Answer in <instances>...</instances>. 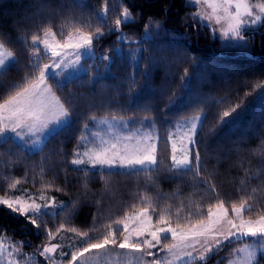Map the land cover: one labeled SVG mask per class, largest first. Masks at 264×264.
<instances>
[{"label":"trees","instance_id":"obj_1","mask_svg":"<svg viewBox=\"0 0 264 264\" xmlns=\"http://www.w3.org/2000/svg\"><path fill=\"white\" fill-rule=\"evenodd\" d=\"M105 7L107 27L94 42L95 61L85 59L87 71L64 84L57 78L48 81L72 112L70 126L46 139L42 151H29L11 139L0 143V197H55L66 207L55 208L54 217L44 216L46 227L55 232L64 223L94 238L126 210L136 211L132 205L142 207L141 196L151 199L157 213L161 209L175 213L180 208L181 216L195 213L196 205L206 206L217 197L228 206L242 196H252V211L245 215L256 218L264 213V20L243 32L248 46L241 48L225 46L209 27L197 23L193 13H199V7L188 0H0V42L15 57L0 72V98L22 84L32 68L30 60L38 58L31 47L33 35L43 37L42 29L49 26L61 41L81 25H90L83 30L94 32L105 23L99 15ZM125 8L132 20L116 31L115 20L122 18ZM156 22L159 28L154 27ZM146 23L153 25L147 37ZM122 34L132 42L118 41ZM104 54L112 55L109 63L100 59ZM39 57L41 66L50 63L43 52ZM236 103L241 107L231 122L213 127L217 116ZM200 114L205 117L196 136L200 177L190 172L176 175L169 170L170 132L180 120ZM93 115L131 118L135 121L131 127L154 130L158 136L154 171L122 174L123 170L115 169L108 174L96 168L85 175L75 170L73 150L83 125L88 123L89 129L94 125L89 119ZM202 181L214 185L215 193ZM49 183L51 188L44 187ZM94 227L98 231H92ZM0 235L3 243L17 246L16 264H67L70 255L59 262L40 255L45 244L60 237L75 239L73 247H65L68 253L83 246L80 237L67 230L48 241L44 226L37 229L3 205ZM249 241H234L208 255L203 264H228L235 250ZM99 253L110 255L109 264H139V253L118 247L85 255ZM165 254L159 252L160 257ZM81 260L75 264H88L85 256ZM0 264L11 263L0 258ZM255 264H264V253Z\"/></svg>","mask_w":264,"mask_h":264},{"label":"snow or ice","instance_id":"obj_2","mask_svg":"<svg viewBox=\"0 0 264 264\" xmlns=\"http://www.w3.org/2000/svg\"><path fill=\"white\" fill-rule=\"evenodd\" d=\"M201 3L207 5L211 12L206 18L200 13H193V19L197 23L209 27L214 37L217 29L212 27L211 22L214 20L216 25H220V38L225 42V46L246 48L248 42L243 32L261 20L260 15L254 14L253 7L258 8L260 13H264V3L254 6L249 3V0H191L193 5ZM106 12L107 8L105 7L104 12L99 14L100 19L105 23L98 25L94 32L83 30L84 27L90 28V25H81L74 29L77 34L75 37L69 32L68 37L61 41L56 39V33L49 26L42 29L43 37L32 36L31 47L38 58L34 62L30 60L32 68L22 84L14 86L6 96L0 98V143H6L11 139L13 142L25 146L31 145L29 151L33 148L42 151L41 145L46 139L70 126L72 112L52 91L48 81L62 75V72H57L55 69L75 67L80 64L84 56L95 57L93 45L104 35L102 28L107 27ZM249 17L252 19H247ZM131 20L129 10L125 8L122 18L115 20V30L119 31L122 23H128ZM151 26H153L151 23L145 24L146 37L149 35L148 30ZM154 27L159 28V23L156 22ZM49 36L52 37L51 42ZM118 41L132 42L123 34L118 36ZM0 50H2L0 51V72H2L7 66L6 62L14 63L15 57L11 51L5 48L3 42H0ZM41 52L50 60V63L40 65L39 54ZM100 59L109 60L110 58L104 54ZM186 76L187 69H185ZM185 77H181V79L183 80ZM134 85L135 81L133 80V87ZM255 87H262V85L257 84ZM240 107L241 103H236L234 106H230L229 110L223 111L221 115L217 116L216 124L213 127L230 123L234 118L233 114L237 113ZM204 118L196 117L201 125ZM89 119L97 125L105 124L109 129L115 127L112 121H115L117 125L127 127L124 118H118L116 115H112L111 121L107 117L97 121L95 115ZM131 122L135 123L134 120ZM196 128L197 125L193 123L185 132L184 137H181L179 148L177 143L172 141V163L169 170L176 175L190 172L195 177H200V153ZM89 135L93 139L89 140ZM185 137L187 145L183 144ZM169 139L172 140V137ZM81 148L84 149L83 152H81ZM178 153L180 154L179 158ZM157 163V144L152 142L150 135L140 133L139 130L133 133L129 129L127 135L117 134L112 140H105L99 138L98 133L90 132L88 123L83 125V131L77 138V148L73 150V159L71 160V164L76 166L75 170L83 171L85 175L90 169L96 168L101 173L107 171L108 174H112L113 170L120 169L123 170L122 174H138L154 171L152 166ZM101 179H104L103 175ZM202 182L215 193L214 185H208L207 181ZM18 183L19 181H16V184ZM9 187L14 188L15 184H10ZM44 187L51 188L52 185L49 183ZM57 191H62V189H57ZM255 191L254 189L253 192ZM252 198V196H242L239 201H233L226 206V202L217 197L213 203H208L206 206L196 205L195 213L189 212L187 215L181 216L180 208L175 213H171L167 209H161L157 213L151 199L141 196L142 207L132 205L131 208L137 209L136 211L126 210L122 217L111 221L106 226L107 230L95 238L90 236L87 231L68 228L64 223H61L55 232L46 227L43 217L46 215L55 216V212L50 209L60 208L63 210L66 207L56 201L55 197L48 198L43 194L36 199L32 197L25 199L20 196L14 199L0 197V205L5 206L14 214L24 216L25 220L37 229L44 226L48 241L54 239L61 230L76 233L83 246L71 253H60L61 257L70 255L67 264H75L86 253L93 250H104L110 246L127 249L131 253H139L140 255L137 257L139 264H177V261L180 264H195L197 261L203 264L208 254H214L220 248L230 245L234 241H243L245 238H252V243H244L243 247L236 249L235 252L245 253L244 264H254L257 251L264 250V213L259 214L256 218L245 215L252 211L253 206L249 204V200ZM37 199L42 203H37ZM173 216H175V223H173ZM113 224L116 225L115 228L112 227ZM92 231H98V229L94 227ZM13 247L18 250L17 246ZM60 247L59 244H45L40 255L50 259L51 254L56 253ZM153 249H157V252H153ZM5 250L3 242L0 241V253ZM159 252H165L167 255L160 257ZM194 252L198 254L194 255ZM145 256L152 257V259L145 261ZM52 264H56V262L52 261ZM229 264L232 262L230 261Z\"/></svg>","mask_w":264,"mask_h":264},{"label":"rangeland","instance_id":"obj_3","mask_svg":"<svg viewBox=\"0 0 264 264\" xmlns=\"http://www.w3.org/2000/svg\"><path fill=\"white\" fill-rule=\"evenodd\" d=\"M188 1L191 3V0H188ZM249 3L255 6L257 4L264 3V0H249ZM196 6L199 7V13L202 16H204L205 18L211 12V9H209L207 7V5H205L203 3H201L199 5H196ZM253 12H254L255 15H260L261 16V20L257 21L255 25H252L248 29H251V28H254V27L258 26L264 20V13H260L258 8L253 7ZM247 19L251 20L252 18L249 17ZM211 23H212V27L217 29L216 34L220 38L221 34L219 32V28L221 26L220 25H216L214 23V20ZM72 35L75 37L77 34L74 33ZM49 40L51 42V40H52L51 36H49ZM118 49L120 51H116V53L119 54L121 52V49L120 48H118ZM107 55L110 58L109 60H107V62L109 63L111 61L112 55L111 54H107ZM87 58H90V57H88V56L82 57L80 64L76 65L75 67H71L70 66L68 68L55 69V71H57V72H62V75H60V76H58L56 78L59 80L60 83L64 84V83H66V82H68V81L80 76L81 74L86 72L87 69L89 68L88 66H86L84 64V60L87 59ZM92 61L93 62L95 61V57L91 58L90 63ZM196 117H204V115L200 114V115H197V116H194V117H191V118L182 119V120L179 121L177 126L170 132V137H172V140H170L171 143L174 140L177 143V147L179 148L180 144H181V137H184L185 132H187V130L192 126L193 123H195L197 125L196 133L198 134V131H199L200 127H201V123H200V121H198L196 119ZM103 118H105V117H103ZM100 119L101 118L97 119V121H99ZM107 119L109 121H111V118L107 117ZM131 121H132V119H124V122H127V127H123L122 125H117L115 121H112V124L115 125V127L112 128V129H109L108 126L105 125V124H99V125L94 124L92 127H90L89 130H91V132L98 133V137L99 138H103V139H113L114 136L117 135V134H119V135H127L129 129H131L133 133H135L136 130H139L140 133H143V134H146V135H150L152 137V142H154V143H156L158 145V136H157V134H156V132L154 130L143 128V127H131V124H130ZM102 132H107L109 134L108 135H102L101 134ZM91 139H93V137L91 135H89V140H91ZM97 142H98V140H97ZM183 144L187 145L186 137L183 139ZM89 146H91V145H89ZM26 148H28V147H26ZM32 150L35 151V148H33ZM83 151H84V149L82 148L81 152H83ZM177 155H178V158H179L180 154L178 153ZM80 167H85V166H80ZM28 197H22V198L27 199ZM30 197H32L33 199H36L39 196H30ZM9 199H14V198H9ZM36 202L37 203H42V201H40L38 199L36 200ZM50 211H54V209H50ZM246 239H250V241L248 243H252V238H246ZM0 241H2L1 240V235H0ZM3 244H4V247H5L6 250L4 252L0 253V258L7 260L11 264H14V263L16 264V258L14 257V254H18L19 251L16 248L13 247L14 245L12 243L11 244L3 243ZM53 244L61 245V247L57 249L56 253L51 254V257L59 262V261L64 260L67 257V256L61 257L60 253L61 252L68 253L69 251L66 250L65 247H73L74 244H75V239L72 238V237H68V238L60 237ZM197 247L199 248V246H197ZM257 247L259 249V246H257ZM152 251L156 252L157 249H153ZM188 251H191V249H188ZM263 253H264V250H258L256 258L260 254H263ZM99 254L100 255H97L95 257H90V256H87V255H84L87 258V262L86 263H88V264H109V262H110L109 261V256L110 255L108 253H106V254L99 253ZM193 254L197 255L198 253L194 252ZM166 255H167V253L164 256H166ZM208 255H210V254H208ZM164 256H162V257H164ZM244 257H245V253H235L230 258L229 262L231 261L232 264H244ZM256 258H255V261H256ZM119 260L120 259H118L117 261H119ZM229 262H228V264H229ZM57 264H59V263H57ZM177 264H180V262L177 261ZM254 264H255V262H254Z\"/></svg>","mask_w":264,"mask_h":264},{"label":"crops","instance_id":"obj_4","mask_svg":"<svg viewBox=\"0 0 264 264\" xmlns=\"http://www.w3.org/2000/svg\"><path fill=\"white\" fill-rule=\"evenodd\" d=\"M0 51H2V50H0ZM11 63H12L11 61L6 62L7 66L10 65ZM7 66H6V67H7ZM101 134H102V135H108L109 133H107V132H102ZM26 139H27V137H26ZM105 140H112V139H105ZM45 141H46V140H45ZM43 144H44V143H43ZM43 144L41 145V148H42ZM26 147L30 148L31 145H26ZM35 150H39V149H38V148H35Z\"/></svg>","mask_w":264,"mask_h":264}]
</instances>
